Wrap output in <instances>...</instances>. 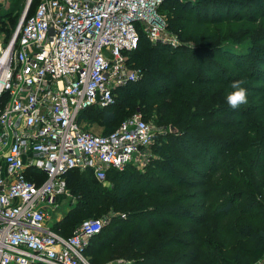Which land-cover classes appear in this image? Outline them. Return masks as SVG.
Masks as SVG:
<instances>
[{"label": "trees", "instance_id": "16d2710c", "mask_svg": "<svg viewBox=\"0 0 264 264\" xmlns=\"http://www.w3.org/2000/svg\"><path fill=\"white\" fill-rule=\"evenodd\" d=\"M39 1L33 0L29 16ZM180 1L165 0L159 11L167 12L169 29L184 45L155 44L138 25V47L129 59L142 77L118 88L114 105L79 114L85 129L98 125L108 135L140 112L137 102L143 101L150 105L144 118L169 131L158 132L154 148L160 159L147 170L148 165L141 170L130 163L107 172L115 191L138 199L126 207L132 216L112 219L90 239L85 255L91 264L120 256L134 259L133 264H252L264 255V219L256 217L264 212V46L252 48L250 56L223 50L234 38L264 43L257 36L264 28L261 4ZM19 10L16 0L0 12L7 42ZM242 23L250 26L237 36L233 29ZM241 79L247 103L232 109L226 94ZM31 173L45 179L42 172ZM65 178L67 188L83 184L94 200L113 199V190L92 170H73ZM71 213L54 228L65 237L84 221Z\"/></svg>", "mask_w": 264, "mask_h": 264}, {"label": "built area", "instance_id": "2783aa9c", "mask_svg": "<svg viewBox=\"0 0 264 264\" xmlns=\"http://www.w3.org/2000/svg\"><path fill=\"white\" fill-rule=\"evenodd\" d=\"M164 1L40 0L29 16L31 0L10 40L0 36V264H91L85 251L104 221L86 219L65 237L49 226V208L70 171L104 182L111 169L147 165L155 130L142 113L108 135L78 117L114 105L117 89L142 77L129 52L138 25L166 40Z\"/></svg>", "mask_w": 264, "mask_h": 264}, {"label": "rangeland", "instance_id": "374dc122", "mask_svg": "<svg viewBox=\"0 0 264 264\" xmlns=\"http://www.w3.org/2000/svg\"><path fill=\"white\" fill-rule=\"evenodd\" d=\"M16 1V0H0V12H6V10L11 6L12 2ZM19 2V8L20 10L17 11L15 13V28H17L20 19L26 9V6L28 4V0H17ZM185 2H187V4H195L198 0H183ZM261 7L259 9L260 13H261V19H259V23L261 24L262 22H264V0H259ZM179 2H182L179 0ZM167 11V9H166ZM159 13L161 14V16L163 17V27L165 28L167 34L165 35L166 40L164 42H153L155 44L161 43L164 45H170V47H175V46H181L184 45V42L179 38L178 35L175 34V32H173L172 30L169 29L168 27V15L167 12L165 13V11H159ZM259 13V14H260ZM259 15H257L256 17H258ZM247 26H250V24H244L242 23L240 25V27L234 28V32L235 35L239 36V34L242 32V30L246 29ZM13 29V31H15ZM240 29V30H239ZM261 28H259V32H258V37L261 36V38H264V28L262 29V31H260ZM240 32V33H239ZM0 36L1 38H3L5 40V34L0 32ZM6 41V40H5ZM7 42V41H6ZM152 42V41H151ZM229 44H227V47H223L225 50L224 52L229 53V54H244L246 56H250V54H254L251 52L252 48H254L255 46L262 47L264 46V43H260L258 45H255L254 40L252 39H246L243 40L242 42H240L238 39H230V41H228ZM138 47V46H137ZM137 49V48H136ZM129 63H130V59H129ZM141 83V82H140ZM140 86V84H139ZM118 104H121L120 99L118 100ZM137 105L139 107H142V110L140 112L142 113V115L144 117H146L145 115L147 114V107L150 106L148 103H145L143 101H139L137 102ZM135 111V110H134ZM134 111H128L127 113L130 114ZM263 111V115H264V110ZM119 114L121 115V113L119 112ZM126 114V115H128ZM122 116V115H121ZM125 116V115H123ZM122 116V117H123ZM230 116H234L233 113H230ZM146 120L154 127L155 130V138H154V142L151 146V149H154L151 151V156L150 159L147 163V167L146 166H142V167H138L139 169L143 170V168L146 167L147 168L151 165L154 164L157 160L160 159V154L155 150V142H157L158 139V134L160 132H164L165 134L168 133V128L162 126V125H158L156 122H154L152 120V118H146ZM92 128H95V131L93 130L94 133L99 132L98 134H101L100 132H102V128L98 125H92ZM109 127L107 126V129ZM106 129V130H107ZM173 129V128H172ZM174 130V129H173ZM97 131V132H96ZM159 132V133H158ZM171 132V131H170ZM155 147V148H154ZM135 181V180H134ZM132 181V182H134ZM103 186L113 190V199H106V198H101L100 200H94L90 195H86L87 190L86 187L83 184H79L78 187H73L69 184V187L67 188V192H65L64 194V201L62 202L60 208L53 210L51 215L58 214L59 217H54L55 219H58V221L65 215L71 213V215L76 216V218H78V221L80 220H86V219H102L104 221V228H106L110 222L112 221V219L114 218H121V219H126L128 217H130L131 213H128L126 211V207H130L133 204H135L137 201L136 199H138L137 197H133L132 195L127 197L125 193H123L122 191H115L114 190V183L111 180L106 179L103 183ZM81 197L83 198L81 200ZM141 196H139L140 198ZM81 200V203H78V201ZM133 215V214H132ZM131 215V216H132ZM257 220L260 222L264 219V212L260 211L258 212V214H256ZM63 220V219H62ZM61 220V221H62ZM77 221V222H78ZM136 223H131V226H134ZM134 259L132 258H125V257H117L115 258H109L105 263L102 264H133ZM93 264V263H92ZM252 264H264V255L258 259L257 261H255Z\"/></svg>", "mask_w": 264, "mask_h": 264}, {"label": "clouds", "instance_id": "9594fccd", "mask_svg": "<svg viewBox=\"0 0 264 264\" xmlns=\"http://www.w3.org/2000/svg\"><path fill=\"white\" fill-rule=\"evenodd\" d=\"M243 79L236 80L231 83V91L226 94V102L232 109L238 108L240 105L247 103V89L243 86Z\"/></svg>", "mask_w": 264, "mask_h": 264}, {"label": "crops", "instance_id": "0c3cea01", "mask_svg": "<svg viewBox=\"0 0 264 264\" xmlns=\"http://www.w3.org/2000/svg\"><path fill=\"white\" fill-rule=\"evenodd\" d=\"M102 128V127H101ZM92 131L94 130L95 131V128H92L91 129ZM102 130H103V128H102ZM97 132V131H96ZM97 133H99V132H97ZM101 133V132H100ZM102 134V133H101ZM64 201V194H62V195H60V196H58L57 198H56V203H55V206H53V208H49V226L52 228V229H54L55 227H56V225L58 224V223H60L61 222V220L62 219H64L65 218V216H63L59 221H58V219H55L54 220V217H56V215H57V217H59V215L58 214H55V216L54 215H51L52 214V211L53 210H56V209H58V208H60V206H61V204H62V202ZM56 217V218H57ZM55 230V229H54Z\"/></svg>", "mask_w": 264, "mask_h": 264}, {"label": "water", "instance_id": "95a60500", "mask_svg": "<svg viewBox=\"0 0 264 264\" xmlns=\"http://www.w3.org/2000/svg\"><path fill=\"white\" fill-rule=\"evenodd\" d=\"M30 3H31V0H28V5H27V7L30 5Z\"/></svg>", "mask_w": 264, "mask_h": 264}]
</instances>
